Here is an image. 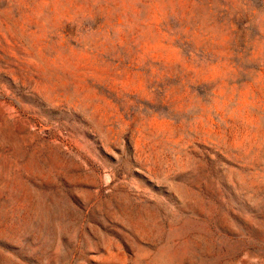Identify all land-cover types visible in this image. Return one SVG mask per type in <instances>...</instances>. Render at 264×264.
<instances>
[{
	"label": "rangeland",
	"instance_id": "1",
	"mask_svg": "<svg viewBox=\"0 0 264 264\" xmlns=\"http://www.w3.org/2000/svg\"><path fill=\"white\" fill-rule=\"evenodd\" d=\"M0 264H264V0H0Z\"/></svg>",
	"mask_w": 264,
	"mask_h": 264
}]
</instances>
